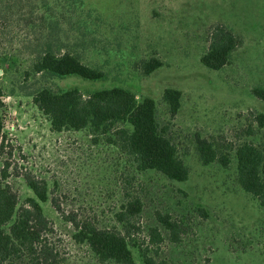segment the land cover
<instances>
[{"label": "rangeland", "instance_id": "rangeland-1", "mask_svg": "<svg viewBox=\"0 0 264 264\" xmlns=\"http://www.w3.org/2000/svg\"><path fill=\"white\" fill-rule=\"evenodd\" d=\"M44 3L59 21L65 49L80 54L83 63L107 75L106 81L70 76L48 85L55 90L78 88L85 95L123 87L138 99H154L159 122L172 125L171 135L190 176L180 183L154 171L137 174L105 137L92 136L88 130L53 132L49 119L30 96L42 84L25 80L33 61L31 49L41 31L23 26L10 30L7 38L18 60L0 72L5 103L0 171L9 165L7 182L19 193L21 203L35 197L26 184V173L46 181L50 199L60 197L65 211L96 216L104 226L115 224L114 213L126 194L139 195L144 203L142 236L155 224L157 212L170 213L190 227L181 243L162 245L163 258L171 264H264V209L239 185L234 158L243 143L264 142L260 130L255 136L246 134L253 124L252 114L264 113V101L253 94L256 88L264 89V0ZM220 22L242 36L244 46L233 55L231 64L213 71L202 65L201 57L209 48L210 27ZM152 58L163 66L145 76L140 64ZM167 89L182 93L181 108L174 118L163 100ZM198 135L220 153H230V165L203 166L196 150ZM43 207L70 264H98L86 247L72 241V227L50 201ZM199 209L206 211L207 218L201 217ZM133 253L143 264L138 250Z\"/></svg>", "mask_w": 264, "mask_h": 264}, {"label": "trees", "instance_id": "trees-1", "mask_svg": "<svg viewBox=\"0 0 264 264\" xmlns=\"http://www.w3.org/2000/svg\"><path fill=\"white\" fill-rule=\"evenodd\" d=\"M44 2L0 0V72L7 71L5 66L11 62L14 65L18 60L16 50L7 41L10 30L23 26L26 30H40V37L34 40L31 49L33 61L31 69L25 71V80L42 84L30 96L49 119L51 130L56 133L88 130L92 136H103L109 145L120 149L137 174L154 171L171 181L187 182L190 168L171 135V123L159 122L154 99H138L135 93L123 87L85 95L78 88L55 90L48 85L49 81L70 76L106 81L107 75L83 63L80 54L65 49L59 21L50 5ZM45 31L49 34L45 35ZM208 42L209 48L201 57V63L213 71H221L231 64L233 55L244 46L243 37L222 22L210 27ZM140 65L143 74L150 76L163 63L152 58ZM253 94L264 101V89L256 88ZM3 98L4 92L0 89V154L5 147ZM181 98L179 90L164 92L163 100L172 118L181 108ZM252 122L247 136H255L259 130L264 132V113L252 114ZM195 143L203 166L215 162L224 167L230 165V153H220L213 143L199 135ZM234 158L239 185L264 209V142L259 145L243 143L236 148ZM8 170L7 164L0 171V264H70L68 253L44 211L43 204L49 201L63 221L72 227V241L80 248L86 247L98 264H140L133 249L138 250L143 264H171L163 258L162 245L166 241L179 244L184 235L189 234L190 227L182 220L173 218L170 213L157 212L153 218L155 224H150L146 236H142L145 227L140 220L144 203L139 195L126 194L120 210L114 213L112 226H104L96 216H85L81 211L67 212L61 206L60 197L50 199L46 181L30 173L24 178L35 197L21 203L19 193L7 182ZM199 210L201 217L207 218L206 211Z\"/></svg>", "mask_w": 264, "mask_h": 264}]
</instances>
